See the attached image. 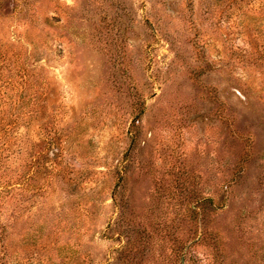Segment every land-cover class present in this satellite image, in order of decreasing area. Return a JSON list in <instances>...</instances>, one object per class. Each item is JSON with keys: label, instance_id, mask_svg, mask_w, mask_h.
<instances>
[{"label": "rangeland", "instance_id": "obj_1", "mask_svg": "<svg viewBox=\"0 0 264 264\" xmlns=\"http://www.w3.org/2000/svg\"><path fill=\"white\" fill-rule=\"evenodd\" d=\"M16 49L46 99L7 125L0 82V264H264V0H0Z\"/></svg>", "mask_w": 264, "mask_h": 264}, {"label": "trees", "instance_id": "obj_2", "mask_svg": "<svg viewBox=\"0 0 264 264\" xmlns=\"http://www.w3.org/2000/svg\"><path fill=\"white\" fill-rule=\"evenodd\" d=\"M16 1L21 2L24 0ZM29 58L30 56L26 55L18 49L11 50L10 54L8 52L3 53V51L0 50V82L4 84L2 87L10 85L11 91H13V88L21 89L22 91L17 100L12 94L7 98V107L12 106V108L9 110L11 119L7 120V125H9L10 123L17 124V122L22 121L23 118L26 117V115L29 122L32 118H34L35 120L42 119V112L44 109V105H42V103L43 101H45L46 97H43V93L41 91V81H39L37 76L31 73L32 71L29 69L27 63ZM7 70L9 71L10 75ZM232 183V181H224L222 189L224 191H227L228 188H231ZM212 200L213 199L210 197L203 199L200 206L201 208H198V204L196 205V207L192 206L191 213L194 214L198 212L197 210H199L202 214V220L204 221L205 217L206 219L208 217V207L213 205ZM206 203L208 205H206ZM208 230L209 228H206V233ZM208 236L210 237L209 241H205V237L203 240L204 244L206 242L209 247L212 245L214 239L216 240V237L212 238V235L209 234ZM206 244L205 246H207ZM217 249L218 248L216 246V243H214L211 251H216V254H211V252H209L210 254L208 253V255L206 256V259H209L208 264H221V262L215 261V257L218 255ZM121 259L125 260L128 264H133L132 259H127L125 255H122Z\"/></svg>", "mask_w": 264, "mask_h": 264}]
</instances>
